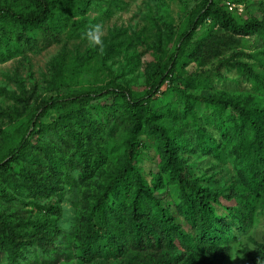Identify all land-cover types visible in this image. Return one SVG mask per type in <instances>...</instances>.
<instances>
[{"label": "trees", "instance_id": "1", "mask_svg": "<svg viewBox=\"0 0 264 264\" xmlns=\"http://www.w3.org/2000/svg\"><path fill=\"white\" fill-rule=\"evenodd\" d=\"M14 2L0 4L1 62L22 48L63 45L42 81L45 95L25 100L8 117L10 129L0 128V264H52L63 235L77 264H230L233 244L264 208V101L193 93L211 78L187 71L247 55L249 36L264 53V17L239 20L217 0H199L177 22L149 12L146 28L81 50L77 41L96 24L90 12H112L103 0ZM137 44L155 58L143 90L117 81L107 64L133 57ZM84 74L93 79L82 85ZM245 77L264 94V75L251 69ZM147 147L155 166L146 170ZM166 185L171 201L161 197ZM66 188L80 189L85 206L68 234L59 227ZM240 260L264 264V251Z\"/></svg>", "mask_w": 264, "mask_h": 264}, {"label": "rangeland", "instance_id": "2", "mask_svg": "<svg viewBox=\"0 0 264 264\" xmlns=\"http://www.w3.org/2000/svg\"><path fill=\"white\" fill-rule=\"evenodd\" d=\"M16 0H0V4L11 3ZM199 0H103L104 6L112 9L110 16L98 17L97 11L90 12V17L95 19L96 24L102 26L100 37L103 38L112 33L126 30L127 32H136L141 28H146L150 24L147 14L151 12L155 18L160 16L161 20L168 15L177 22L181 13H187ZM220 4L227 7L228 10L238 15L239 20H243L252 15L264 17V0H217ZM17 2H14L16 4ZM117 5V6H116ZM146 18V19H145ZM159 20V19H158ZM166 20V19H164ZM146 25V26H145ZM155 29L150 32L154 35ZM149 34V35H150ZM197 35V34H196ZM251 47L246 51L247 55L236 58L230 53L224 55L225 59L199 69L193 68L187 71L189 74H195L196 78H211V84L208 87L199 88L192 86L189 90L193 93L208 94L209 92H226L235 94L237 100L248 103H259L264 101V94L255 92L252 88V82L246 79V75L250 74L254 69L259 75H264V53L257 48L260 41L256 36H249ZM81 50H87L93 46L88 42L87 38L80 41ZM76 42L70 41L67 45L71 49L76 47ZM63 43H55L39 51H30L22 48L21 52L5 61H0V128L10 129L12 124L8 117L13 115L14 110L27 107L36 103L39 97L45 95L42 90V81L48 74V67L52 57L60 51ZM264 48V47H262ZM133 57L120 56L107 61L110 67L111 76L117 81L125 82L134 90H143L147 87V69L149 64L155 61L153 50L144 44H137L133 51ZM238 59V60H237ZM243 61V63L239 62ZM253 65H252V64ZM216 66H219L217 69ZM241 67V70L238 68ZM101 75V77H103ZM105 78H109L106 73ZM93 78L89 74H84L81 83L86 84ZM264 80V79H263ZM75 86L70 88L71 91L78 90ZM22 105V106H21ZM28 106V107H29ZM23 109V108H22ZM155 160L154 149L152 147L144 148L142 153L141 165L147 170L153 168ZM194 166V162H189ZM203 170V169H202ZM209 175V173L204 172ZM232 174V170H229ZM220 175V174H219ZM219 175L217 177H219ZM80 189H65L59 198V204L62 208V215L59 220V227L64 233L77 231L79 228V216L85 208L82 195L78 192ZM173 186L166 185V189L162 190V200L171 201L173 195ZM59 194L52 196L57 197ZM169 196V198H168ZM165 199V200H164ZM48 199H45L47 201ZM222 204L231 205L233 201L222 200ZM30 207V206H29ZM68 234V233H67ZM53 252L50 253L48 262L52 264H77V258L72 256V248L69 242H66L65 235L61 236V240L56 241L52 246ZM245 251H264V208H258L255 211L254 223L249 231L241 236L240 242L233 244L230 264H244L240 257ZM69 258V259H68ZM59 260V262H57ZM106 264H116L115 262ZM259 264V263H257Z\"/></svg>", "mask_w": 264, "mask_h": 264}, {"label": "clouds", "instance_id": "3", "mask_svg": "<svg viewBox=\"0 0 264 264\" xmlns=\"http://www.w3.org/2000/svg\"><path fill=\"white\" fill-rule=\"evenodd\" d=\"M102 32V26L100 24H93L86 30V38L88 42L96 47L98 50H101L103 47V41L100 37V33Z\"/></svg>", "mask_w": 264, "mask_h": 264}]
</instances>
